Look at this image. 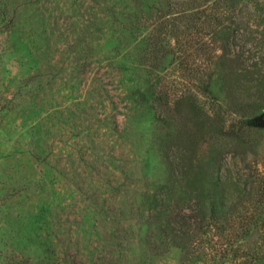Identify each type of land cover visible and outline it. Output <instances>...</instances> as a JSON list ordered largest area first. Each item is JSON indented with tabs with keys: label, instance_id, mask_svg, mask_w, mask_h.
<instances>
[{
	"label": "rangeland",
	"instance_id": "1",
	"mask_svg": "<svg viewBox=\"0 0 264 264\" xmlns=\"http://www.w3.org/2000/svg\"><path fill=\"white\" fill-rule=\"evenodd\" d=\"M260 178L264 0H0V264H223Z\"/></svg>",
	"mask_w": 264,
	"mask_h": 264
},
{
	"label": "trees",
	"instance_id": "2",
	"mask_svg": "<svg viewBox=\"0 0 264 264\" xmlns=\"http://www.w3.org/2000/svg\"><path fill=\"white\" fill-rule=\"evenodd\" d=\"M258 181L256 190L258 198L251 207L249 205L245 209L246 212L241 219L240 228L246 231L250 225L256 226L259 231V245L251 254L250 252L241 253L239 250L231 253L229 246L223 244L221 248L222 259L226 264H264V178H260Z\"/></svg>",
	"mask_w": 264,
	"mask_h": 264
}]
</instances>
